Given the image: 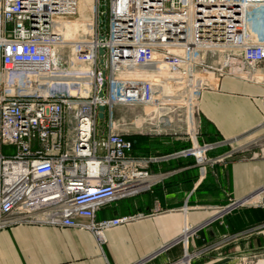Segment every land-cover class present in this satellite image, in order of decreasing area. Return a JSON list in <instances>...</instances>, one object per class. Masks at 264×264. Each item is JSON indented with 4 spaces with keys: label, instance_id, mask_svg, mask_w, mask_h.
Segmentation results:
<instances>
[{
    "label": "built area",
    "instance_id": "1",
    "mask_svg": "<svg viewBox=\"0 0 264 264\" xmlns=\"http://www.w3.org/2000/svg\"><path fill=\"white\" fill-rule=\"evenodd\" d=\"M205 92L256 101L264 129V0H0V230L75 229L100 248L106 230L144 217L96 214L149 191L151 165L190 157L204 176L238 153L209 156L238 139L199 141ZM162 134L190 146L132 155L128 137ZM252 199L206 207L209 220L173 243L185 248L180 264L201 255L186 251L200 228Z\"/></svg>",
    "mask_w": 264,
    "mask_h": 264
},
{
    "label": "crops",
    "instance_id": "2",
    "mask_svg": "<svg viewBox=\"0 0 264 264\" xmlns=\"http://www.w3.org/2000/svg\"><path fill=\"white\" fill-rule=\"evenodd\" d=\"M199 119L201 143L238 139L210 157L239 150L237 144L245 145L243 141L251 136L255 137L251 142L264 138V130H256L263 109L242 94L203 93ZM147 171L151 175L149 191L96 214L98 221L138 214L144 217L106 230L100 248L86 231L15 226L0 230V264H180L185 248L173 243L185 226L196 228L206 223L212 215L206 207L250 196L258 200L200 228L189 238L186 251L201 254L191 260L193 264H239L241 255L247 253L258 254L254 264H264V148L207 168L204 176L190 157L153 164ZM155 209L158 212L154 213ZM257 227L261 229L249 232ZM237 235L240 238L230 243L233 252L227 256L231 258L219 259L221 238Z\"/></svg>",
    "mask_w": 264,
    "mask_h": 264
},
{
    "label": "trees",
    "instance_id": "3",
    "mask_svg": "<svg viewBox=\"0 0 264 264\" xmlns=\"http://www.w3.org/2000/svg\"><path fill=\"white\" fill-rule=\"evenodd\" d=\"M132 144V155L135 158H147L152 156L168 155L173 152L189 148L190 144L185 140H176L170 136H131L127 138ZM214 139L212 142H217Z\"/></svg>",
    "mask_w": 264,
    "mask_h": 264
},
{
    "label": "rangeland",
    "instance_id": "4",
    "mask_svg": "<svg viewBox=\"0 0 264 264\" xmlns=\"http://www.w3.org/2000/svg\"><path fill=\"white\" fill-rule=\"evenodd\" d=\"M85 4H86V2H85ZM83 7V6H82ZM83 11H84V13H83ZM82 13V14H81ZM80 15H83L85 18H88V13H85V10H84V7L81 9V11H80ZM264 130V129H263ZM145 133H148V131H145ZM190 133H192V131H190ZM199 133H200V131H199ZM264 133V132H263ZM161 136H164L163 134L161 135ZM153 137H157V136H153ZM170 137H173V136H170ZM180 138H183V137H186V136H179ZM200 136H198V138H199ZM173 138H175V137H173ZM251 139H255V137L254 136H251V137H249L248 139H246V140H244L243 142H247L245 145H243L242 146V143H239V144H237V146L239 147L240 145H241V148L238 150V152H240V153H237L236 155H253V153H256V152H258L259 151V149H263L264 148V138H262V140H259L258 142L256 141V142H251ZM254 143V144H253ZM251 144V145H250ZM250 145V146H249ZM236 146V148H238ZM246 146H248V147H246ZM235 155V156H236ZM234 156V157H235ZM258 203V202H257ZM115 204V203H114ZM261 204H264V196H262V200H261ZM230 245L231 244H218L217 246L218 247H220L218 250H217V252L218 253H220L221 255H219L218 256V258L219 259H222V260H224V259H229V258H231V257H229L228 258V256H231V255H229V253L231 254L232 252H233V248H231L230 247ZM224 252H225V254H224ZM226 255V256H225ZM228 255V256H227ZM227 257V258H226ZM191 264H193L192 262H191Z\"/></svg>",
    "mask_w": 264,
    "mask_h": 264
},
{
    "label": "water",
    "instance_id": "5",
    "mask_svg": "<svg viewBox=\"0 0 264 264\" xmlns=\"http://www.w3.org/2000/svg\"><path fill=\"white\" fill-rule=\"evenodd\" d=\"M100 39H103L102 36H100ZM98 54L99 56H101L103 54V51L100 49L98 51ZM102 63V61H100V64ZM99 97L101 98L102 97V93L100 92L99 93ZM103 113H104V108L102 106H99L98 107V114H97V120H98V131H99V134H101L102 132V129H103Z\"/></svg>",
    "mask_w": 264,
    "mask_h": 264
},
{
    "label": "bare ground",
    "instance_id": "6",
    "mask_svg": "<svg viewBox=\"0 0 264 264\" xmlns=\"http://www.w3.org/2000/svg\"><path fill=\"white\" fill-rule=\"evenodd\" d=\"M78 24L77 23H73L72 25H69L68 27H67V31H66V36L68 37V36H71V35H73V33H75V31L78 29ZM191 135H192V133H190ZM261 194V193H260ZM262 195V194H261ZM251 197V196H250ZM253 197V196H252ZM259 198V197H258ZM258 199L257 198H253L252 199V201L253 202H255V201H257ZM186 228H188L189 229V227L188 226H185V228H184V232L186 231ZM185 263L187 264V260H185Z\"/></svg>",
    "mask_w": 264,
    "mask_h": 264
}]
</instances>
